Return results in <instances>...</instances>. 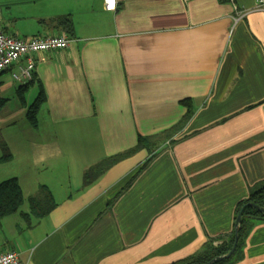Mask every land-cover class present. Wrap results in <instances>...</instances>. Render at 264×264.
<instances>
[{
    "label": "crops",
    "instance_id": "1",
    "mask_svg": "<svg viewBox=\"0 0 264 264\" xmlns=\"http://www.w3.org/2000/svg\"><path fill=\"white\" fill-rule=\"evenodd\" d=\"M116 1L110 10L105 0H0L7 34L71 38L34 54L25 91L16 65L0 72V111L14 98L21 105L0 115L13 154L0 167L18 160L22 142L27 152L51 148L65 161L51 172L75 190L33 227L17 224L0 253L16 250L28 264H173L233 232L238 203L264 184V9L256 0ZM64 15L72 32L56 21ZM36 87V122L26 113L19 124ZM186 99L193 110L181 130L83 186L89 166L180 122ZM247 225L230 264H264V219Z\"/></svg>",
    "mask_w": 264,
    "mask_h": 264
},
{
    "label": "trees",
    "instance_id": "2",
    "mask_svg": "<svg viewBox=\"0 0 264 264\" xmlns=\"http://www.w3.org/2000/svg\"><path fill=\"white\" fill-rule=\"evenodd\" d=\"M56 21L59 25H63L69 32H72L73 21L69 15L60 16L59 18H57ZM32 83L33 81L31 80L23 84L20 89H23L25 91L31 86ZM1 84L2 82L0 80V86ZM20 96L21 99L25 101V93L21 92ZM43 100L44 93L42 90L39 96L37 97L36 101L28 108L27 116L31 123L36 122V114L41 104L43 103ZM182 102L188 107V111L180 122H178L171 128L160 132L159 134H155L152 136H139L136 146L126 151L106 156L97 163L89 166L87 169H85L83 173V186L87 187L88 185L92 184L114 164L133 155L136 151L142 148H148L150 151H155L159 147V143L162 139L168 138L172 136L175 132L181 130L186 125V122L188 121L193 110L190 99L183 100ZM0 145L2 150L5 152L4 156L2 155L1 161L6 162L11 160L12 154L10 153L7 144L1 138V136ZM143 167L144 165L141 166L139 169H142ZM135 175L136 174H134L133 176ZM132 179H129L124 184L123 189L130 185ZM24 203L25 196L18 177L8 178L0 182V218L9 214L20 212L21 217L23 218V221L26 224V227L30 228L33 227L40 219L49 215L50 212L58 205L54 194L52 193L50 188L44 184L40 185L39 189L34 194L30 195L28 211L21 210V207ZM249 203L264 207V184L256 186L254 189H252L249 196L246 199L240 201L236 207L235 221L238 214L242 212V222L239 227L240 238L235 252L229 258L217 261L213 264H230V262L239 252L240 248L244 243V239L247 235L248 219H264V213L256 209V207L250 205ZM235 230L236 227L233 232L226 235L225 237L214 238L210 242H206L200 251L173 264H204L216 256L226 254L230 251L234 244ZM217 239L223 240L222 242L215 244L214 241Z\"/></svg>",
    "mask_w": 264,
    "mask_h": 264
},
{
    "label": "rangeland",
    "instance_id": "3",
    "mask_svg": "<svg viewBox=\"0 0 264 264\" xmlns=\"http://www.w3.org/2000/svg\"><path fill=\"white\" fill-rule=\"evenodd\" d=\"M34 92V93H33ZM38 94V88L31 89L27 94V99L30 100L28 105L30 106L34 99ZM11 105L7 106L0 111V115L3 116L5 114H9L10 112L17 111L19 107L17 104H20L17 98L11 99ZM28 106V107H29ZM28 107L24 108V115H20L16 121L21 124L23 123V119L26 118V113L28 112ZM4 131H9L8 128H5ZM1 136V132H0ZM2 137V136H1ZM3 138V137H2ZM4 140V139H3ZM5 141V140H4ZM7 144V142L5 141ZM7 147L12 154V151L7 144ZM17 154H19L18 160L14 163H6L5 165L0 167V181L7 179L10 175H19L22 179V185L24 189L25 195V203L21 207V210H29V197L30 195L34 194L38 189L39 186L46 183H49L51 187L54 189L52 190L47 184L52 193L54 192L55 198L62 199L68 194L74 193V189L68 187L67 182V174L58 173L55 169L54 172H51L52 163H54V167L58 168L61 165V162L65 165V161L60 158H54L53 150L51 148L47 149H38L36 147L31 148V152H27L26 146L21 143V146L17 149ZM4 151L1 150V155L4 156ZM30 153V156H29ZM13 156V154H12ZM44 156V158H41ZM2 156L0 157L1 161ZM10 161V160H9ZM8 162V161H6ZM2 163V161H1ZM3 163H5L3 161ZM16 173V174H14ZM38 183H40L38 185ZM62 183H65L64 185ZM23 221V218H20V213H13L6 215L0 218V251L6 249V245H8V241L11 237L18 233L17 224Z\"/></svg>",
    "mask_w": 264,
    "mask_h": 264
},
{
    "label": "built area",
    "instance_id": "4",
    "mask_svg": "<svg viewBox=\"0 0 264 264\" xmlns=\"http://www.w3.org/2000/svg\"><path fill=\"white\" fill-rule=\"evenodd\" d=\"M107 9L115 10L116 0H105ZM258 8L264 9V0H256ZM0 8V21H1ZM71 38L67 35H33L21 38L7 34L0 23V72L13 65L17 69L12 72L14 80L26 83L33 79L35 64L34 54L37 52L65 49L70 45ZM26 59V62H22ZM0 264H28L23 261L16 250L0 253Z\"/></svg>",
    "mask_w": 264,
    "mask_h": 264
},
{
    "label": "water",
    "instance_id": "5",
    "mask_svg": "<svg viewBox=\"0 0 264 264\" xmlns=\"http://www.w3.org/2000/svg\"><path fill=\"white\" fill-rule=\"evenodd\" d=\"M250 205L256 207V209L260 210L261 212L264 213V207H261L259 205H256V204H253V203H249ZM242 222V212H240L236 218V221H235V227H236V230H235V241H234V244L232 246V248L230 249L229 252H227L226 254H223V255H219V256H216L214 257L213 259L209 260L208 262L204 263V264H213L217 261H220V260H223V259H226V258H229L230 256H232V254L235 252L236 248H237V245H238V241H239V238H240V230H239V227H240V224Z\"/></svg>",
    "mask_w": 264,
    "mask_h": 264
}]
</instances>
